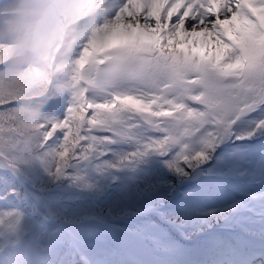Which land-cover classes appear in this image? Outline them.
<instances>
[{
	"label": "snow or ice",
	"instance_id": "6c2138e0",
	"mask_svg": "<svg viewBox=\"0 0 264 264\" xmlns=\"http://www.w3.org/2000/svg\"><path fill=\"white\" fill-rule=\"evenodd\" d=\"M94 6L101 12L97 26L43 99L60 115L33 114L43 125L37 142L21 147L4 134V121L21 110L17 92L0 96V166L16 172L35 162L59 178L118 139L139 138L145 149L164 153L206 125L227 132L251 122L248 135L264 130V0H94ZM25 88L19 81L17 91ZM18 222L15 209L0 213V225Z\"/></svg>",
	"mask_w": 264,
	"mask_h": 264
},
{
	"label": "trees",
	"instance_id": "16d2710c",
	"mask_svg": "<svg viewBox=\"0 0 264 264\" xmlns=\"http://www.w3.org/2000/svg\"><path fill=\"white\" fill-rule=\"evenodd\" d=\"M3 99L7 100L10 98L5 96ZM38 99L41 98H33V102ZM21 103L22 101L19 99L15 107L19 108ZM41 111L49 114L51 110L41 104L39 113ZM12 115L17 118L4 121V134L10 136L12 140L17 142L21 147L37 142L42 132V121L37 119L31 113L21 114L14 112ZM144 143L145 142H142V140L138 138L134 140H126V146L119 150L115 157L110 158L107 162L100 163L96 172L88 171L86 167L87 160L80 161L78 168L81 165L83 166L80 181L78 180V182L72 178L66 189L59 192L52 191V189L54 184L62 177L57 178L50 175L39 163L32 162L21 165L19 171L16 172L11 170L6 171L5 168L0 166V213L5 210L13 209L12 207L7 206L5 197L7 193H10L8 190L14 188L16 192L15 194H11L13 195L14 200L18 202V208L32 215V202L30 197L24 193L23 183L25 180L31 184L33 190H35L40 196L45 215L50 219L59 218L64 216L66 210L69 208L66 207V210H63V206L60 204V199L66 198L70 203L72 199L81 197L92 200L95 194V182L98 181L99 177H101L109 168H114L118 164L132 167L141 162L146 163V168L139 171V174L144 172L143 182L140 185L129 186L127 188V193L131 198H146L148 204L159 203L163 200L166 201V197H168L167 190L171 186V183H176L186 176V172L191 165L206 161L208 159V153L212 148L211 146L208 147L206 151L197 153L190 151L188 155L183 156L179 161H176L175 159L159 161L156 155L161 152L152 149H145ZM138 151L143 154L139 157H133L131 155ZM123 201H127V198H123L120 194L114 193L111 195L109 202L102 207V210L114 211L117 208V205L120 202L123 203ZM194 214L195 210L191 207H187L182 213H175L171 210H166L164 216L168 222V228L174 231V227H179L182 224H184L187 229L194 228V225L192 226V224L195 223ZM221 214L223 213L210 215L208 219L217 221ZM203 224L204 222L201 223V226H203ZM65 261L66 264H78V261L71 257L65 258Z\"/></svg>",
	"mask_w": 264,
	"mask_h": 264
},
{
	"label": "clouds",
	"instance_id": "9594fccd",
	"mask_svg": "<svg viewBox=\"0 0 264 264\" xmlns=\"http://www.w3.org/2000/svg\"><path fill=\"white\" fill-rule=\"evenodd\" d=\"M100 17L94 0H0V96L15 98L9 93L17 92L20 113L38 114L74 48ZM19 81L26 85L22 92Z\"/></svg>",
	"mask_w": 264,
	"mask_h": 264
},
{
	"label": "rangeland",
	"instance_id": "374dc122",
	"mask_svg": "<svg viewBox=\"0 0 264 264\" xmlns=\"http://www.w3.org/2000/svg\"><path fill=\"white\" fill-rule=\"evenodd\" d=\"M50 115H60V113L52 112L50 111ZM216 126L214 124L211 125V127ZM254 125L250 122L245 126V130L250 132L252 130V127ZM211 129V128H210ZM209 134V129L207 127H204L201 131V133H198L194 139L192 140L191 148L195 150H203L205 148V143L207 140ZM180 144L179 147L176 149L174 154H180L182 151V148H184V145L186 144L187 138L184 136L178 137ZM217 140L216 137L213 136V139H209L211 143L215 142ZM255 157L257 156V153H254ZM236 160V156H232V162ZM246 164H243L241 168L245 167ZM240 168V169H241ZM252 168V167H251ZM260 170V175L264 176V166L261 164L257 168ZM256 181H249L248 185H252ZM131 184V183H129ZM127 190V184H121L118 187L119 193H123L125 196V191ZM211 190H215L214 188ZM252 190V191H251ZM184 193V202L187 204L192 200V196L190 193L183 192ZM212 193V192H211ZM220 198L218 201L212 203V205H207L203 208H201L200 212H197L198 216L200 215L202 219L205 217L206 214H208L210 211L214 210L215 208L218 209H224L226 207H229L233 205L234 207H238L239 204H244L247 202V205L242 207L243 209L240 210V214L238 213L235 217V221L233 223L231 231H236V224L238 218L246 221V225L244 227V231L247 232L248 228L251 229V224L254 222V218L259 217L261 214L264 213V185L258 184L254 185L251 189H243L239 196H233L231 192L222 190L220 192ZM206 195V194H205ZM208 196V195H206ZM253 196L256 197L255 200H250L249 197ZM131 198V197H129ZM88 200L85 199L79 203H75L71 206L69 210V217L66 221L74 222L77 220L76 217H94L95 215L99 214V212L96 213L95 210L90 208ZM147 199L142 198L138 199L136 197H132L130 201L123 204V211L125 208H129L130 206H136V203H138V206L146 204ZM225 202V203H224ZM244 202V203H243ZM202 206L203 204H199ZM245 205V204H244ZM252 205H258V207H250ZM162 208L160 205H154L152 207V210L156 212V220L161 223L163 222V219L160 215L159 210ZM233 208V207H232ZM18 213L19 222L15 224H7V225H0V245L3 243H6V245H9L10 248H15V244H17V240H19V236L25 232L29 231L30 228L35 225L37 222L34 220V218L30 217L29 214L24 213L21 209L13 208ZM239 209V208H238ZM134 213V212H133ZM127 224L130 225L133 219H126ZM162 224V223H161ZM199 224V223H198ZM197 225V224H195ZM210 227V226H209ZM67 228V227H66ZM144 229V228H142ZM10 230L8 234H6V231ZM174 231L171 230V234L169 235L166 230L163 227L157 226L155 227L153 234L150 236L146 231H142L141 229H136L135 233H132L130 238L127 240L126 238L122 239L125 247L127 248L128 252L133 255L134 257L138 256L139 260L142 264H234V260H232V249L231 246H223L222 249L217 250L216 252H213V261H211L208 257H204L203 259H193L192 257V251L196 250L201 244L204 242L201 240L200 242L194 244V245H188L183 247L185 251H177V241H181L183 236H179L181 234V230L179 227H174ZM193 230V229H192ZM192 230H188L184 232L186 240H192L196 234H194ZM195 230V229H194ZM118 229L117 226L113 225L112 227L105 228V231L102 233V239L105 243H107V248L104 251V254H108L111 251L110 245H114L115 247L119 248L116 240L113 237V232L117 233ZM192 231V232H190ZM79 233H81L83 240L85 243H90L89 240H87L84 237L83 230H80ZM52 235L51 230H44V232L34 236V243L39 249L47 247V239L49 236ZM157 239H160L161 242L157 241ZM167 243V245L165 244ZM248 243V247L244 248V253L246 255V263L245 264H264V254L260 251L257 252L258 246H252L250 242ZM227 244V243H226ZM225 244V245H226ZM89 245V244H88ZM52 248L48 251L49 254H54V245ZM228 247V248H227ZM7 252L2 255L0 259V264L3 263L4 259H6ZM258 257V258H257ZM193 259V260H192ZM37 260H40L39 258ZM42 262V259H41ZM43 263V262H42ZM97 264H102L98 261Z\"/></svg>",
	"mask_w": 264,
	"mask_h": 264
},
{
	"label": "water",
	"instance_id": "95a60500",
	"mask_svg": "<svg viewBox=\"0 0 264 264\" xmlns=\"http://www.w3.org/2000/svg\"><path fill=\"white\" fill-rule=\"evenodd\" d=\"M30 234L29 235H24L23 236V239L27 240L29 238Z\"/></svg>",
	"mask_w": 264,
	"mask_h": 264
}]
</instances>
